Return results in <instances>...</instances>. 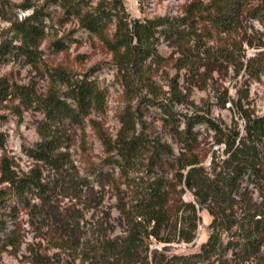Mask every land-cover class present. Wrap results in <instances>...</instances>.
Instances as JSON below:
<instances>
[{
	"label": "rangeland",
	"instance_id": "1",
	"mask_svg": "<svg viewBox=\"0 0 264 264\" xmlns=\"http://www.w3.org/2000/svg\"><path fill=\"white\" fill-rule=\"evenodd\" d=\"M209 1L121 0L128 19L180 17L191 3L200 7ZM243 1L247 11H252L264 0ZM41 4L42 0H2L0 45L19 44L20 34L12 24L33 12L34 8L24 6ZM247 11L229 32L209 30V36L204 37L209 56L198 55L192 42L181 46L160 42L159 56L150 65L148 82L136 83L128 89L111 52L97 37L81 29L74 19L62 21L56 5L45 9L51 18L44 20L45 35L33 57L7 54L0 62V81L4 79L9 84L6 98L0 94V132L5 138L0 163L5 158L18 175L39 165L41 182L48 188L43 197L36 192L28 193L26 202L8 199L4 209L0 208L6 229L14 231L20 241L15 250L0 249V264H32L30 251L38 253L45 264H88L86 249L102 239L123 236L127 223L121 208L124 205L129 208L155 177L172 180L184 159L189 158L164 124L163 106L171 108L180 119L182 115L201 114L219 126L221 134L205 124L194 129L197 135L194 154L207 169L214 156L215 161L223 157L217 139L233 136L235 132L242 136L247 116H264V77L256 79L245 71V60L264 43V14ZM57 40L61 41V47L54 44ZM83 78L95 84L98 102L77 120L62 116L50 120L45 106L48 95L57 93L76 111V105L66 96L69 88L64 81L74 83ZM124 116L134 122L136 135H142L148 142L169 145L172 153L164 155V161L157 165L149 152L122 168L112 162L114 153L101 137L114 139ZM183 127L181 123L180 128ZM42 132L56 138L55 154L60 159L55 166L37 163L27 154L41 142ZM259 165L264 179V156ZM6 187L0 181V189ZM241 192L243 198L238 199L236 206L217 212L241 218L245 206L261 201L257 184L246 175ZM171 198L177 205L194 200L192 191L183 184L176 186ZM180 210L188 212L183 205ZM196 211L199 222L195 239L189 244L171 243L169 252L193 253L206 241L212 216L199 205ZM222 241L224 246L228 241H242L237 227L224 231ZM219 263L264 264V244L255 254L223 248L209 264Z\"/></svg>",
	"mask_w": 264,
	"mask_h": 264
},
{
	"label": "trees",
	"instance_id": "2",
	"mask_svg": "<svg viewBox=\"0 0 264 264\" xmlns=\"http://www.w3.org/2000/svg\"><path fill=\"white\" fill-rule=\"evenodd\" d=\"M142 1L138 0L140 3ZM55 5L60 10L62 21L74 19L81 29L97 37L111 52L117 72L128 89L136 83L148 82L150 65L159 56L157 46L160 42L179 46L192 42L198 55L209 56L210 51L204 42V37L209 36V30L213 28L219 32H229L235 28L238 17L248 10L243 0H210L200 6L201 10L191 3L185 9V15L180 17L128 19L121 0H42L39 7H23L34 9L21 22L12 24L15 32L20 34V43L1 44L0 62L7 54L29 59L33 57L37 44L45 35L44 20L51 18L45 9ZM256 11L259 16L264 14V1L258 8L247 12L254 14ZM60 43V40L54 42L58 45ZM263 47L264 43H261L258 50L245 60V71L256 79L264 77ZM64 83L69 88L66 96L76 105L77 110L70 108L57 93H51L45 106L47 117L52 121L60 116L77 120L78 116L86 115L87 110L98 102L99 91L88 78ZM8 88L9 84L2 79L1 98H6ZM162 110L166 114L164 124L189 158L184 159L179 166L180 171L175 172L172 180L155 177L129 208L125 205L121 208L127 223L125 234L102 239L86 249L84 254H87L88 264H209L223 248L255 254L264 244V179L259 165L264 156V116H247L245 134L242 136L235 132L233 136L217 139L223 148V157L215 161L214 156L207 169L200 164L201 158L194 154L197 140L194 129L205 124L215 133L221 134L219 126L205 115H182L180 119L171 108L163 106ZM121 122L114 139L101 137L103 144L114 153L112 162L120 168L123 165L129 166L144 152L151 154L156 165L164 161V155L172 153L169 145L148 142L142 135H136L134 122L129 117H122ZM181 123L184 125L182 129ZM40 134L41 142L28 150V156L37 163L57 165L60 156L55 154L58 148L56 138L44 132ZM4 142L5 138L0 132V149ZM0 173V181L7 184L6 188L0 189L1 209H4L8 199L26 202L28 193L36 192L43 197L48 192V188L41 182L39 165H34L28 173L18 175L11 164L2 158ZM244 175L257 184L261 201L245 206L241 218L234 217L232 213L221 216L217 209L223 213L224 209H232L238 199L243 198L241 187ZM180 184L192 191L194 200L189 203L181 201L178 205L172 201L171 194ZM182 205L187 207V213L180 210ZM196 205L205 208L212 216L206 241L193 253L169 252L171 243L189 244L195 239L199 222ZM233 227L239 230L242 241H228L224 246L222 233ZM19 245L15 232L6 229L4 215L1 213L0 249L11 247L15 250ZM30 253L32 264H45L38 253Z\"/></svg>",
	"mask_w": 264,
	"mask_h": 264
}]
</instances>
